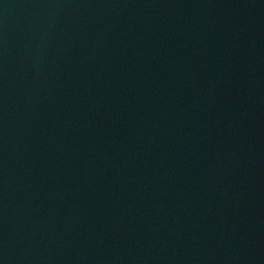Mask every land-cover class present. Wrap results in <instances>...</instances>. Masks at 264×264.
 Segmentation results:
<instances>
[{
    "label": "water",
    "instance_id": "obj_1",
    "mask_svg": "<svg viewBox=\"0 0 264 264\" xmlns=\"http://www.w3.org/2000/svg\"><path fill=\"white\" fill-rule=\"evenodd\" d=\"M0 264H264V0H0Z\"/></svg>",
    "mask_w": 264,
    "mask_h": 264
}]
</instances>
